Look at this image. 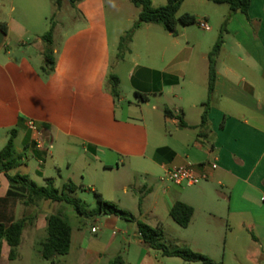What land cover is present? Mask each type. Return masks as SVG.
I'll return each mask as SVG.
<instances>
[{
  "label": "crops",
  "instance_id": "obj_1",
  "mask_svg": "<svg viewBox=\"0 0 264 264\" xmlns=\"http://www.w3.org/2000/svg\"><path fill=\"white\" fill-rule=\"evenodd\" d=\"M121 3L62 0L58 6L54 0L47 6L43 0H17L16 5L15 0H0V22L6 25L5 32L0 29V149L10 129L17 126L14 144L18 142L15 148L22 155L20 162L34 156L40 163L36 173L43 180H54L46 173L47 156L60 171L61 163L71 168V154L80 163L79 181L75 183L71 176L65 182L91 186L90 190L112 201L121 184L109 173L120 171L125 179L123 194L128 193L129 185L137 205L133 209L118 206L136 220L163 228L172 219L169 210L176 202L191 205L190 222L181 226L185 232L178 237L181 245L206 254L216 250L236 255L246 247L240 242L245 233L252 231L251 239L264 256V0H251L248 15L238 18L236 27L227 28L235 41L231 50L222 42L211 94L210 50L200 51L189 77L188 62L181 60L162 68L141 65L127 57L129 47L113 67L107 5L119 10ZM32 6L44 22L57 13L63 15L61 23H71L62 31L52 26L55 67L49 75L40 71L46 31H36L27 21L31 17L27 7ZM16 9L19 13L13 15ZM193 15L195 22L204 19ZM121 36L118 33L115 38ZM110 72L119 78L117 97L108 89ZM123 79L133 97L119 88ZM136 92L144 93L146 99H140ZM205 101L209 102L207 119L201 124ZM158 109L157 115L153 111ZM27 120L35 122L55 153L35 147ZM213 162L216 167H211ZM181 165L206 171L208 177L186 188L165 176L167 169ZM9 187L7 176L0 172V222L22 216L31 221L22 231L14 259L8 257L10 247L3 241L0 264L22 257L25 239V246L40 255L47 216L62 213L63 207L62 202L49 200L25 205L20 198L7 197ZM136 210L137 215L133 213ZM91 219L100 230L92 242L83 237L80 226L75 232L71 225L66 255L75 249L79 264H100L116 254L123 257L124 264L162 263L160 251L141 239L135 221L123 224L124 219L108 214ZM172 259H180L179 264H198L180 257ZM50 263L70 264L62 262L60 256Z\"/></svg>",
  "mask_w": 264,
  "mask_h": 264
},
{
  "label": "rangeland",
  "instance_id": "obj_2",
  "mask_svg": "<svg viewBox=\"0 0 264 264\" xmlns=\"http://www.w3.org/2000/svg\"><path fill=\"white\" fill-rule=\"evenodd\" d=\"M165 1L166 0H152V5L156 7L161 6L165 3ZM43 2H45V4L48 6L53 4L54 0H43ZM121 2L122 3L119 10H115L113 5H107V21L110 30L111 48L114 54L112 58L113 67H116L117 54L121 51L119 49V39L115 37L118 33H121V35L126 34L127 31L133 27L134 22L138 20L137 11L140 9L128 0H121ZM16 4L17 0H15V5ZM29 8L27 7L31 17H29L27 21H29L31 27L33 29H36V31L40 29H45L43 31H47L54 24L56 30L62 31L63 29L71 25L69 21L61 23V16L63 15L57 13L55 15L50 14L48 20L44 22L42 17L36 14L37 8L34 9V6H32L34 10L31 8L29 10ZM184 12L196 14L198 15V19H206L209 24L210 30L202 29L201 27H199L198 22L185 26L178 23L176 26V35H173L165 30L160 24L141 23L137 28H133L132 38L128 43L130 53L127 55V57L130 60L136 61L141 65H148L157 68L166 67L171 63L184 60L188 62L187 67L189 77L191 74L193 62L196 60V58L200 57L202 51L211 50L213 43H215L220 35L222 36V40L225 41V48L228 50L233 49L232 43L235 41V35L234 33L227 31V28L236 27V25H238L239 23L238 18L242 17L243 13H241L240 11L232 12L227 3H214L209 0H184L180 5L177 14L180 15ZM18 13L19 11L16 9L13 12V15H17ZM249 24L251 25V23ZM120 68H124V65H121ZM197 84L198 82L196 80L194 83L195 88ZM119 88L127 93L130 97H133V93L130 92V85L127 80L123 79ZM169 97H172V94H170ZM153 112L158 115L160 109L154 110ZM15 145L16 147L18 146L17 141H15ZM50 150H52L53 153L56 152V149L54 147H51ZM68 158L71 162V168L68 169L66 163H61L60 171L52 166V160L50 156H47L45 158V165L47 167L46 173H50L51 175H53L55 180L54 185L59 189L62 188V185L65 183V181H67L68 177H75V183H78L79 181L77 172L80 168V163L73 160L71 154ZM39 166L40 163H38L34 156H27L25 162H20L16 167L10 170V173L26 174L38 185H42L44 184V180L36 173V169L39 168ZM109 175H111V177L118 181V183H120L121 185L123 182H125V179L123 178V175H121L120 171H110ZM135 180L141 181V178L135 177ZM121 185L118 186L117 190L111 196L113 197V200L107 201L112 202L117 206L123 205L132 209L135 208L137 205V200L133 198V190L129 185H127L128 193L123 194ZM184 186L188 188L187 185ZM90 187L91 186H82V188H78L70 194L72 197L80 199L81 202L86 206L87 210L94 208L96 205L95 194L93 190H90ZM55 204H57L55 206L59 205V203ZM60 204H62L63 206V215L66 217L68 222L72 226H74L75 232L76 228L80 226L84 235L83 237L88 236L89 241H91V239L95 240V235H98L100 233V230L97 227L96 223H94V221L89 217L79 215L71 204L66 202H62ZM133 213L137 215L138 211L136 210ZM81 219L83 221L82 224L79 225V223H81ZM127 222L128 221L124 220L123 224H127ZM92 225L95 226V229L93 231L91 230ZM96 229L97 233L94 232ZM161 229L163 234V241L166 244H180V242H178V237L185 232L180 225L175 223L172 219H169V221ZM41 235L42 234L39 233L38 237H40ZM43 235H46L45 231H43ZM252 235V231L245 233V238L240 242L243 246L246 247L244 251L240 252L239 254H223V252H218L216 250L208 252L209 254L203 252L201 253L211 258L215 264H264V256L261 254V252H259L257 244L252 241ZM74 238L76 240V233L74 235ZM26 241L27 240L25 239V245ZM78 241L80 242L79 238ZM220 243L223 244V242ZM25 245L23 250L24 254L22 255V257L11 264H51L49 261L43 259L36 251L34 252L33 250H29ZM76 255V250L74 249L71 254L60 256V260L62 262L68 260L70 264H79ZM160 259L163 261L159 264H179L178 260H180L172 259V257L167 256H160ZM197 262L198 264H205L200 261ZM125 264L129 263L126 262Z\"/></svg>",
  "mask_w": 264,
  "mask_h": 264
},
{
  "label": "trees",
  "instance_id": "obj_3",
  "mask_svg": "<svg viewBox=\"0 0 264 264\" xmlns=\"http://www.w3.org/2000/svg\"><path fill=\"white\" fill-rule=\"evenodd\" d=\"M62 0H55L59 6ZM74 3L77 0H69ZM135 6L140 8L138 20L134 22L133 27L122 35L119 39V49L117 58L123 57L128 51V43L132 38L133 28H137L141 23L160 24L165 30L176 35V26L178 23L188 25L195 22L196 18L189 12L177 14L181 3L184 0H166L161 6H153L152 0H130ZM214 3H227L232 12L240 11L248 15L251 0H209ZM0 29L6 31L4 22H0ZM42 39L45 43L44 62L40 67V71L44 75H49L55 67V57L52 52V27H50L43 35ZM222 36L213 44L208 53V93L211 94L214 88L216 78V57L222 45ZM109 91L118 96L119 78L116 74H108ZM140 99L145 100L144 93L136 92ZM208 101L204 102V110L201 115V124L207 119ZM20 125V124H18ZM17 133V126L9 131V138L6 144L0 149V172L7 176L10 187L7 190V197L20 198L25 205L34 204L40 200H49L52 202H66L71 204L79 215L93 218L100 214L116 215L127 221H135L137 232L141 239L151 248L159 250L162 256L180 257L185 261H200L205 264H215L207 255L193 250L187 245H168L163 241L161 227H153L141 220H136L128 211L119 208L112 202L105 200L99 192L94 190L96 205L94 208L87 210L86 206L80 199L72 197L70 194L82 188L72 181L65 182L59 189L54 185L51 177L44 179V184L38 185L31 180L26 174H11L9 171L16 167L22 155L17 152L14 144V138ZM193 208L191 205L182 201L176 202L169 210L170 217L180 226L185 227L190 222ZM31 221L27 216L12 220L9 223L0 222V255L3 241H6L10 247L8 257L14 259L17 255V247L20 243L21 234L26 224ZM72 226L66 217L60 212H53L47 216L46 237L40 243V255L43 259L54 262L58 256L66 255L70 249ZM100 264H124V259L120 254H116L109 260Z\"/></svg>",
  "mask_w": 264,
  "mask_h": 264
},
{
  "label": "built area",
  "instance_id": "obj_4",
  "mask_svg": "<svg viewBox=\"0 0 264 264\" xmlns=\"http://www.w3.org/2000/svg\"><path fill=\"white\" fill-rule=\"evenodd\" d=\"M198 24L204 30H209L210 28L208 22L205 19L198 20ZM26 124L32 132V141L35 147L48 152V150L51 148V144L44 140L42 133L37 128L35 122L32 120H27ZM211 167H216V163H211ZM165 176L176 184L189 186L206 179L208 177V173L206 171L196 172V170L191 165H181L167 169ZM92 230H94V228Z\"/></svg>",
  "mask_w": 264,
  "mask_h": 264
}]
</instances>
